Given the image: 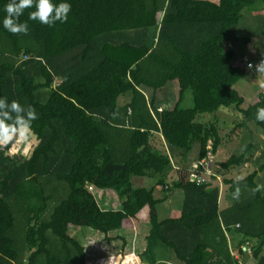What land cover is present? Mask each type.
Returning <instances> with one entry per match:
<instances>
[{"label":"trees","instance_id":"trees-1","mask_svg":"<svg viewBox=\"0 0 264 264\" xmlns=\"http://www.w3.org/2000/svg\"><path fill=\"white\" fill-rule=\"evenodd\" d=\"M8 2L0 0V97L31 105L37 119L27 129L35 139L27 156L0 147V264H86L70 227L106 236L140 219L147 226L140 264H168L154 254L157 245L177 264H238L225 234L239 261L264 264V194L252 193L264 162L245 175L234 201L237 184L222 178V208L213 177L197 184L185 172L169 185L167 177L178 168L172 160L182 164L193 142L196 162L216 153L217 127L199 118L219 107L253 118L264 135L256 119L264 92L240 107L233 86L246 71L232 65L228 46L241 12L264 11V0H53L71 4L67 21L41 24L29 19L34 8L25 9L19 22H27L26 35L4 28ZM256 32L264 33V21ZM172 80L177 100L162 109L156 93ZM186 90L191 106L181 108ZM156 134L165 153L152 144ZM250 149L218 167L245 164ZM131 177L180 190L178 216L158 220L161 200L152 187H133ZM89 187L112 190L118 207L100 208Z\"/></svg>","mask_w":264,"mask_h":264},{"label":"rangeland","instance_id":"rangeland-1","mask_svg":"<svg viewBox=\"0 0 264 264\" xmlns=\"http://www.w3.org/2000/svg\"><path fill=\"white\" fill-rule=\"evenodd\" d=\"M159 16L160 15L157 14V18H159ZM248 18L249 17L248 15H246V11H242L237 25L233 28V30H236L234 31V33L239 34V37L249 36L248 31L251 25L247 23L249 21ZM229 42L232 44L231 50L235 51L234 56H236L237 53H240V55H244V57L248 59L253 65L259 63L261 59H264V51L262 52L258 50L256 54L247 53L248 48L250 47V44H248V42L246 43L241 39ZM253 73L256 75V79L259 81L264 78V73L257 72L255 68H246L244 76L234 84V89L240 90V85H244L243 78L245 77V75L247 76V74ZM262 83H264V79L262 80ZM248 84L246 88L249 91L254 92L255 89L259 88L257 86V83L249 84V86ZM177 91L178 86L176 81H168L160 90L157 91L156 103H158V105L162 109H169L177 100ZM145 94L146 96H148V93L145 92ZM243 95L244 97L243 102L240 106L241 108H244L248 105L246 100L249 95ZM123 96H127V94ZM125 99L126 97L120 98L118 102L121 103ZM178 106L181 108L191 106V96L189 90L184 91L182 99L179 102ZM199 120L204 124H208L210 122L217 127L218 135L220 137V144L217 148L216 153L213 156H210L207 164H205L204 173L206 172L205 175L209 176L211 174H216V178L218 180H215L213 182L218 185V200L220 204H225V201H227L225 199L227 186L222 183V178L234 179V177L237 175L245 176L247 173L256 169L259 163L264 162V135L255 125L253 118L243 120L241 114L236 109L231 107H219L213 114L201 115ZM152 138V144H154V146H156L159 151L165 153L166 149L157 134ZM34 142V137L31 133L28 132L27 138L14 140L13 142L9 143L7 150L11 154H20L22 156H27L32 149ZM246 145H250L251 149L249 151L250 159L245 164L237 167H231L226 171L221 170L218 167L217 164L219 162L224 161L230 154L240 153ZM172 151L175 152L174 150ZM196 153L197 143L193 142L190 145V150L185 156L186 160L195 158ZM195 161H192L187 165L185 161H183L182 164H176L173 159V165L178 168L172 167V169L169 171L167 175L168 185L170 181L176 179L177 176H185V172L187 174V170H189L190 165L195 163ZM209 166L211 167V169L209 168ZM183 167L185 168L184 171ZM209 176H205L207 180ZM130 181L133 187H143L145 189H149L151 187L153 188V196L161 200L155 206V214L158 220L171 218L174 216V210L179 211L182 197L180 190L173 189L168 192L167 188L166 190H164V188L162 187L157 188L154 186V179L151 178L131 177ZM255 182L257 185L264 186V169L257 172ZM88 190L92 193L97 205L100 208L113 210L118 207V200L112 190L98 189L97 191L90 187L88 188ZM261 191L264 194V188H262ZM168 194L170 195L167 197ZM230 199L231 201L235 200L233 194L231 195ZM136 222L134 220L130 221L129 224H125V227H123L122 230L109 232L106 236H103L98 232H93L88 228L72 227L68 229V234L76 237V239L81 244H83L86 264H102L104 261V264H108L106 262L109 260L111 261L109 264H114L117 253L126 255L132 252L133 254H136L138 256L144 248V234L147 231L146 221L140 219L138 221V224H136ZM230 252L231 254H233V256L236 255L234 251H232V248L230 249ZM160 253L162 254V257L164 259L163 261H165L166 263L171 264V262H173L174 264H177L175 263L173 254L169 249L157 245V247L154 248V254L159 256ZM126 257H129V255H127ZM249 263H251V259Z\"/></svg>","mask_w":264,"mask_h":264},{"label":"clouds","instance_id":"clouds-1","mask_svg":"<svg viewBox=\"0 0 264 264\" xmlns=\"http://www.w3.org/2000/svg\"><path fill=\"white\" fill-rule=\"evenodd\" d=\"M34 8L30 12L29 19L37 20L41 24L54 26L57 21L66 22L68 14L71 11V4L67 2L53 3V0H9L5 5L6 16L3 19L4 28L12 34H28L29 26L27 22H19V17L23 15L24 10ZM249 69L255 68L259 73H264V59L259 63L247 65ZM37 119L35 109L28 105H21L17 100L8 101L6 97H0V147H4L15 139L23 135L28 136L27 129L31 126V121ZM256 119L264 122V107H260L256 111ZM245 179L243 175L234 177L237 184L233 196L239 199L240 188L239 183ZM264 186L257 185L252 189L253 195L261 191ZM136 255V254H135ZM137 256V255H136Z\"/></svg>","mask_w":264,"mask_h":264},{"label":"crops","instance_id":"crops-1","mask_svg":"<svg viewBox=\"0 0 264 264\" xmlns=\"http://www.w3.org/2000/svg\"><path fill=\"white\" fill-rule=\"evenodd\" d=\"M246 15H248V19L249 21L247 23H249V25H251V27L249 28V31H248V35L249 36H242V37H239L238 35L239 34H235L234 33V36H233V40L232 41H237L239 39H241L242 41L244 42H248V44H250V47L248 48V51L247 53L249 54H256L258 52V50L260 51H264V33H258L256 32V29H257V25L258 24H261L262 21H264V11H251V12H247ZM236 31V30H235ZM238 33V32H236ZM228 45H229V48L232 49V44L230 42H228ZM236 50V49H235ZM237 51V50H236ZM235 53V51H233ZM235 58H233V61L234 63H232L233 66H239V67H243V70L246 71V66L243 64L242 62V58H245L244 55H240V53H237L236 56H234ZM246 59V58H245ZM248 61V63H250V61L248 59H246ZM244 79V85H240L241 89L240 90H236L238 95L242 98L243 100V97L244 95L243 94H247L249 95V97L247 98L246 102L247 104L250 103V101L253 99V97L259 93V92H264V83H262V80L264 79H261L260 81L256 79V75L253 73V74H247V76L245 75V77L243 78ZM255 84L257 83V86L259 87L258 89H255L254 92L252 91H249L246 86L247 84ZM248 84V86H249ZM234 88V86H233ZM253 94V95H252ZM243 102V101H242ZM192 161H195V158L191 159V160H186L185 159V162L186 164L188 165L190 162ZM196 162V161H195ZM173 165V163H172ZM175 168V167H174ZM158 188V187H157ZM98 191V190H97ZM170 194L167 195V197L169 196ZM152 196H153V192H152ZM154 197V196H153ZM155 198V197H154ZM156 199H159V198H156ZM219 206L220 208H222L224 206V204H220L219 203ZM173 212L174 213V216L173 217H177L178 214H179V211L177 210H174ZM136 222V221H135ZM142 222V221H141ZM139 222L137 221L136 224H138ZM123 227L120 228V230H122ZM119 230V231H120ZM114 232V231H113ZM146 234V233H145ZM144 234V236H145ZM226 236V239H227V243H228V247L229 249L231 248H234L235 246V241L234 240H231L229 235L228 234H225ZM164 260V259H163ZM250 259L247 258L245 261H243L242 263L243 264H250L249 263ZM171 264H174L173 262H171Z\"/></svg>","mask_w":264,"mask_h":264},{"label":"built area","instance_id":"built-area-1","mask_svg":"<svg viewBox=\"0 0 264 264\" xmlns=\"http://www.w3.org/2000/svg\"><path fill=\"white\" fill-rule=\"evenodd\" d=\"M241 60H242L243 64L247 67V65L249 64L248 61L245 58H242ZM206 148L208 149L209 147L207 146ZM210 156L211 155L207 154L205 158L200 159L197 162L190 165L189 170H187V174H186V180L187 181L194 182L197 184L198 183L202 184V183L208 182L210 177H213L214 180H218L216 178L215 173H214L215 175L211 174L210 176L205 175L206 172L204 173L205 164H207V161L210 159ZM209 168L211 169L210 166H209ZM205 176L206 177L209 176L208 180ZM235 226H237V225H235ZM245 248H246L245 246L242 247V250H245ZM246 251H248V250H246ZM127 255H129V257H126ZM119 257L121 258V260H120L121 264H140L139 260L137 259V256L135 254H133L132 252L129 254H126V255L119 253ZM233 257L238 264H243L241 261L238 260L236 255ZM110 262L111 261L109 260L106 263L109 264Z\"/></svg>","mask_w":264,"mask_h":264}]
</instances>
